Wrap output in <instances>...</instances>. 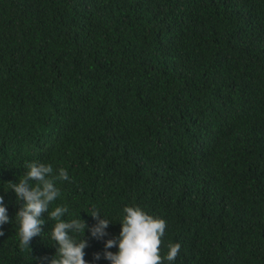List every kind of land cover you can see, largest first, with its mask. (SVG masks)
<instances>
[{"label":"trees","instance_id":"trees-1","mask_svg":"<svg viewBox=\"0 0 264 264\" xmlns=\"http://www.w3.org/2000/svg\"><path fill=\"white\" fill-rule=\"evenodd\" d=\"M31 162L67 170L49 212L110 221L86 264L126 206L166 221L172 264H264V0H0V264L56 253L47 213L19 244Z\"/></svg>","mask_w":264,"mask_h":264},{"label":"clouds","instance_id":"clouds-1","mask_svg":"<svg viewBox=\"0 0 264 264\" xmlns=\"http://www.w3.org/2000/svg\"><path fill=\"white\" fill-rule=\"evenodd\" d=\"M26 168L27 171L18 183H8L17 199L24 201L15 215L18 219L20 246L30 249L32 238L40 237L44 225L41 217L47 213L49 220L55 221L50 230V237L54 241L56 253L49 264H86L84 250L88 243L84 238L85 230L87 229L92 238L99 240L107 235L105 229L110 221L104 219L95 208L88 214L96 220V224L91 228L87 227L80 216L78 219L65 220L67 206H56L49 212V206L60 196L56 182L69 180L67 170L61 168L54 173L51 164L37 162L28 163ZM123 213L118 238L109 239L104 243L105 249L116 247L117 252L113 254L104 251L103 258L110 264H164L165 260L172 264L181 245L169 244L166 256L161 255L166 221L146 214L139 207L126 206ZM8 223L11 221L4 199L0 196V226ZM3 235L0 231V236ZM100 258L99 254L94 257L96 260Z\"/></svg>","mask_w":264,"mask_h":264}]
</instances>
